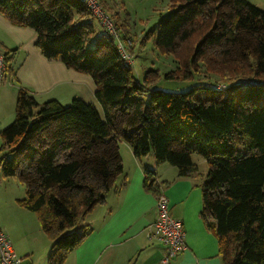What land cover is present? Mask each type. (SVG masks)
I'll return each mask as SVG.
<instances>
[{
    "label": "trees",
    "instance_id": "16d2710c",
    "mask_svg": "<svg viewBox=\"0 0 264 264\" xmlns=\"http://www.w3.org/2000/svg\"><path fill=\"white\" fill-rule=\"evenodd\" d=\"M171 2L155 47L182 60L183 77L201 63L221 84L152 89L136 80L111 35L89 44L94 16L82 0H0L8 21L34 30L45 58L92 77L103 112L78 97L39 103L19 87L14 118L0 130L1 175L23 184L17 202L51 241L47 264H64L88 234L80 223L122 173L120 141L137 158L151 152L156 164L176 167L178 176L198 173L193 154L204 158L200 215L222 264H264V11L247 0ZM13 51L4 52L9 80ZM144 187L161 194L155 169L145 170Z\"/></svg>",
    "mask_w": 264,
    "mask_h": 264
},
{
    "label": "crops",
    "instance_id": "0c3cea01",
    "mask_svg": "<svg viewBox=\"0 0 264 264\" xmlns=\"http://www.w3.org/2000/svg\"><path fill=\"white\" fill-rule=\"evenodd\" d=\"M35 39L34 30L14 25L0 13V48L14 49L9 55L14 80L6 79L0 85V130L14 118L19 87L28 89L39 103L55 99L66 105L75 97L81 98L103 117L92 77L58 59L45 58ZM119 152L122 173L104 200L80 223L89 229L88 234L67 254L64 264H163L164 245L150 234L157 195L144 187L146 169L156 170L170 213L182 221L185 231L187 248L169 264H222L217 238L200 215L201 183L208 170L205 159L192 155L199 174L178 176L176 167L166 162L156 164L151 152L135 157L124 141L119 143ZM20 208L1 214L0 230L8 235L23 264H47L51 241L36 214Z\"/></svg>",
    "mask_w": 264,
    "mask_h": 264
},
{
    "label": "rangeland",
    "instance_id": "374dc122",
    "mask_svg": "<svg viewBox=\"0 0 264 264\" xmlns=\"http://www.w3.org/2000/svg\"><path fill=\"white\" fill-rule=\"evenodd\" d=\"M171 1L101 0L99 3L112 23L116 21L118 25H122L119 26V33L129 36V40L123 41L120 38L119 40L122 42L123 50L131 55L132 73L139 82H144L146 79L152 89L172 92H185L197 88L203 81L221 84L224 79L210 72L201 63L197 65L195 72L190 70L191 77H183V74L177 71L182 60L180 62L175 55L161 52L155 47L158 22L172 11ZM247 1L264 11V0ZM90 21L94 28V34L89 41L91 45L99 33H107V30L97 18L92 17ZM115 31L117 33V30ZM1 156L2 153L0 158ZM193 157L202 159L197 154H193ZM204 165L207 170L206 161ZM24 196L25 188L18 176L4 178L0 172V216L9 211L11 214L12 211H19L17 201Z\"/></svg>",
    "mask_w": 264,
    "mask_h": 264
},
{
    "label": "built area",
    "instance_id": "2783aa9c",
    "mask_svg": "<svg viewBox=\"0 0 264 264\" xmlns=\"http://www.w3.org/2000/svg\"><path fill=\"white\" fill-rule=\"evenodd\" d=\"M82 1L92 15L106 28L107 34L116 39L117 47L121 52L122 58L126 62L131 63V55L123 50L122 43L115 31L116 29L108 15L105 14L99 0ZM7 66L6 56L0 48V85L4 80L8 79ZM155 211L156 218L151 225L150 234L164 245L161 262L163 264H169L173 258L187 248L185 231L182 221L171 215L169 201L163 193L156 196ZM0 264H23L22 257L15 252L11 240L2 230H0Z\"/></svg>",
    "mask_w": 264,
    "mask_h": 264
}]
</instances>
